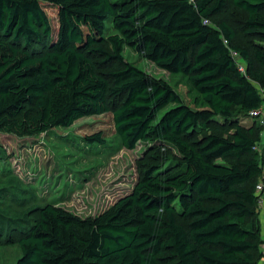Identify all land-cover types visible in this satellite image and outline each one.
<instances>
[{
    "label": "trees",
    "instance_id": "1",
    "mask_svg": "<svg viewBox=\"0 0 264 264\" xmlns=\"http://www.w3.org/2000/svg\"><path fill=\"white\" fill-rule=\"evenodd\" d=\"M233 4L245 13L242 41L215 19L227 0H0V158H12L3 136L31 139L111 110L124 148L160 143L179 158L168 172L147 169L100 214L0 210V236L21 249L15 264H260L263 127L245 122L264 102V0ZM126 47L186 77L195 107L127 61ZM86 141L106 144L102 132ZM30 197L0 188V204Z\"/></svg>",
    "mask_w": 264,
    "mask_h": 264
},
{
    "label": "rangeland",
    "instance_id": "2",
    "mask_svg": "<svg viewBox=\"0 0 264 264\" xmlns=\"http://www.w3.org/2000/svg\"><path fill=\"white\" fill-rule=\"evenodd\" d=\"M244 18L245 13L233 0H227L226 8L215 17L237 28L238 41L245 38L241 31ZM114 32L112 23L107 22L106 34ZM124 57L150 75L169 82L184 102L195 107L196 94L186 77L171 74L130 47L125 48ZM172 106L163 109L159 117ZM245 123L256 124L252 118ZM212 125V131L223 132ZM97 132L103 133L106 144L86 141L87 135ZM2 141L12 158H0V188L11 186L12 191L23 197L32 195L35 200L30 197L26 207L7 198L0 204V210L8 216L27 219L37 217L29 207L44 203L60 205L81 216L100 214L129 194L147 169L154 167L158 173L168 172L177 166L179 159L173 147L160 143L139 142L132 150L124 148L115 129L113 110L82 117L70 127H56L31 139L3 136ZM10 238L7 234L0 236V264H15L21 255L17 237L10 233Z\"/></svg>",
    "mask_w": 264,
    "mask_h": 264
},
{
    "label": "built area",
    "instance_id": "3",
    "mask_svg": "<svg viewBox=\"0 0 264 264\" xmlns=\"http://www.w3.org/2000/svg\"><path fill=\"white\" fill-rule=\"evenodd\" d=\"M234 54H237V52H233ZM243 68V65H242ZM260 93L262 94L264 98V89H260ZM251 118H255L258 123H260L263 127L261 132V141L255 146V150L259 153V156L261 158V179L256 185V192L258 193L259 200L258 205L260 209V213H264V102L263 105L258 109H252L250 111ZM262 217V216H261ZM263 229V227H262ZM260 264H264V255L260 260Z\"/></svg>",
    "mask_w": 264,
    "mask_h": 264
},
{
    "label": "crops",
    "instance_id": "4",
    "mask_svg": "<svg viewBox=\"0 0 264 264\" xmlns=\"http://www.w3.org/2000/svg\"><path fill=\"white\" fill-rule=\"evenodd\" d=\"M261 224H262V227H263V230H262V233H263V236H264V213L262 212L261 214Z\"/></svg>",
    "mask_w": 264,
    "mask_h": 264
}]
</instances>
